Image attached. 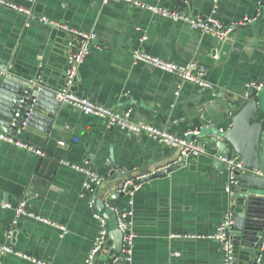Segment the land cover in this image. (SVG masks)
I'll list each match as a JSON object with an SVG mask.
<instances>
[{
    "label": "crops",
    "instance_id": "1",
    "mask_svg": "<svg viewBox=\"0 0 264 264\" xmlns=\"http://www.w3.org/2000/svg\"><path fill=\"white\" fill-rule=\"evenodd\" d=\"M4 1L22 9L30 6L26 15L0 3V68L11 71L6 76L15 82L39 73L61 80L79 44L80 38L53 30L39 19L44 17L62 28L93 35L70 87L94 103L127 112L130 121L180 135L190 122L203 117L226 129L229 114L213 100L219 94L221 101H228L260 78L259 119L264 120V0H187L192 16L215 14L229 21L258 14L256 21L234 29L225 40L123 0ZM136 1L177 8L173 0ZM136 48L178 65L196 61L213 89L134 62L131 52ZM13 135L42 154L0 141V199L10 204L0 206V245L7 243L45 264H85L99 230L98 212L84 195L85 175L71 164L89 166L102 177V187L117 182L109 176L111 163L139 174L175 151L143 132L109 125L67 104L60 105L47 132L27 126L24 133ZM216 167L205 154H190L166 177L144 182L131 195L115 200L117 210H132V245L125 264H224L220 242L208 238L229 212L227 170ZM36 172L45 183L27 187ZM17 198L25 202L26 214L16 217L11 206ZM30 213L62 225L65 232L61 236L57 226ZM106 228L111 247L116 237L112 218L106 219ZM106 254L101 252L94 264H104ZM0 264L40 263L4 253ZM256 264H264V249Z\"/></svg>",
    "mask_w": 264,
    "mask_h": 264
},
{
    "label": "water",
    "instance_id": "2",
    "mask_svg": "<svg viewBox=\"0 0 264 264\" xmlns=\"http://www.w3.org/2000/svg\"><path fill=\"white\" fill-rule=\"evenodd\" d=\"M29 1L32 2V0ZM173 2L177 7L175 10L188 14L187 0H173ZM24 6L25 8L30 7L26 4ZM32 17L36 18L34 15ZM39 19L45 21L53 30L81 38L71 29ZM0 67H2L1 64ZM65 69L61 72V80L58 81L46 78L40 73L37 74L38 76H22L21 81L18 82L6 75H0V131L11 134L16 131L18 134H22L28 126L47 132L62 104L56 99V92L65 87L67 79ZM203 69L200 67L201 71ZM7 73L11 74V71ZM203 78L206 79L204 76ZM261 80L262 78L253 81L248 84L246 89L236 91L235 95L225 102L221 101V97L217 94L213 102L217 103L218 101L221 109L228 112L230 121L227 122V118L224 121L228 124V128L224 129L217 123L202 117L193 123L190 122L191 126L185 130V132H190L185 137L187 140H194L197 145L207 149L204 154L213 161L214 166L224 167L223 159L236 158L242 164L241 169L235 170L237 182L233 185L227 203L231 223L225 228V234L232 245L231 264H256L264 234V120L259 119V91L253 85L261 83ZM70 90L73 91L71 87ZM17 112L19 115H16ZM171 125L169 124V127ZM207 147H210L212 152H209ZM174 150L169 158H162L154 166L140 170L139 174L121 170L119 166L111 163L112 172L109 176L117 182L101 187L102 180L101 184L92 192L84 190L85 196L92 199L91 202L98 212L97 214L104 217L105 220L113 219L116 236L111 247L106 239L94 260L101 252L107 251L104 264H125L127 258L123 253L124 234L118 228L116 213L117 211L120 214L125 210H117L115 200L127 196L129 191L134 190L135 185L166 177L183 166L190 154L182 152L181 147L174 148ZM143 175L146 176L141 177ZM104 180L106 181V177ZM127 180H131V184L121 190ZM45 181L46 178L36 172L30 178L27 187L34 183L43 184ZM25 193L29 195V192ZM108 193L111 194L107 195ZM95 194L96 198H94ZM20 199L17 198L13 201L11 207H15ZM109 234L110 232L107 231L106 238Z\"/></svg>",
    "mask_w": 264,
    "mask_h": 264
},
{
    "label": "built area",
    "instance_id": "3",
    "mask_svg": "<svg viewBox=\"0 0 264 264\" xmlns=\"http://www.w3.org/2000/svg\"><path fill=\"white\" fill-rule=\"evenodd\" d=\"M103 1L107 2L109 0H103ZM123 1L129 2L137 7L144 8L154 14H158L162 17L171 19L173 21H180V20L184 21L188 23L192 28L198 29L204 33L210 34L219 39L226 38L234 29L244 26L248 23H253L258 18V14H253L251 16H244L237 20L224 21L215 14L207 15V16H192L182 11H177L175 9L173 10L167 9L156 5H150V4L138 2L136 0H123ZM0 3L5 4L8 7H12L14 9L16 8V10L18 9V11H21L26 15H30L28 9L25 8L22 9L21 7H17V5L14 3H8L5 2L4 0H0ZM41 19L46 20L44 17H42ZM74 32L81 38L79 40L78 46L70 53L68 57L67 69H66L67 79H66L65 87L60 89L58 92H56V99L59 102H61L62 104H67L72 108H74L75 110L82 112L85 115H92L98 118H102L109 125L118 126L130 132H143L149 137L153 138L154 140L160 142L161 144L173 148L181 147L182 152H188L193 156H199L205 153L203 146L197 145L194 140H187L185 138L190 133L189 131H186L183 134L179 135L172 133L167 129L156 127L152 124L136 123L130 121L128 119L127 112L120 114L111 108L105 107L98 103H94L88 98L79 96L73 91H71L70 85L73 82V78L78 70L80 63L89 52V42L93 37L91 33H84L80 31H74ZM131 55L134 62H141L152 68L161 70L169 74H173L184 81L196 84L201 89H213V84L203 78V74L200 71L197 62L194 60L186 62L185 64L182 65H178L175 64L174 62L166 61L159 57L153 56L139 48L132 50ZM6 73L7 71L5 68H0V75H6ZM253 85L257 89H259L261 83L253 84ZM16 115H19L18 112L16 113ZM22 123L23 125H25L24 122ZM0 141H6L12 144H16L17 146L28 148L29 150H33L38 154H42L41 150L39 149L35 150L32 146L24 143L23 141L16 138V136L8 132L0 131ZM223 161L225 162V168L227 170V184L225 189L230 194L232 192L233 185L236 184L237 182L235 170L241 169L242 164L237 158L231 160L223 159ZM71 167L74 168L75 170H78L79 172H82L85 175V180L82 183L84 190H88L92 192L97 186L101 184L102 177L98 175L94 170H92L89 166L71 164ZM145 176L146 175H143L141 177H145ZM129 184H131V180H127L124 183L121 190H124ZM138 186L139 185H135L134 190ZM133 191H129L128 194L131 195ZM129 202L131 204L132 200L130 199ZM89 205L93 207L92 203H89ZM0 206L6 208V207H10V204L0 199ZM24 207H25V202L23 200H20L17 203V205L13 207L16 217L19 216L20 214L23 215L26 214ZM116 213H117L118 228L124 234L123 253L126 255L127 260H129L128 255L130 253V249L132 245V234L130 231V220H131L130 217L132 215V210L130 209L125 210L120 214L116 211ZM30 216L35 217L37 220L57 226L61 231L60 234L61 236L63 235L62 232H65V228L62 225L52 223L48 219L38 215L32 214ZM96 217L99 221V230L93 241V244L90 248L87 257L85 258V264H94V257L96 253L99 250H101V248L104 246L106 241V234H107L106 220L104 217L98 214L96 215ZM230 223H231V218H230V213L228 212L223 222H221L217 226L215 233L208 236V238H213L220 242L221 249L223 252L224 264H231L232 261V245L230 239L225 234V228ZM11 232H12L11 229H8L6 231L7 238L10 237ZM191 237H196V236H191ZM263 249H264V234L262 235L261 246L259 250L262 251ZM4 253L18 255L20 257L31 259L33 262L45 264L40 260H37L35 258H30L26 256L24 253L15 250L7 243L0 245V256ZM258 258H259V254L257 256V260Z\"/></svg>",
    "mask_w": 264,
    "mask_h": 264
}]
</instances>
